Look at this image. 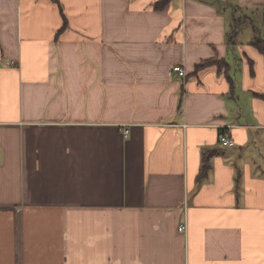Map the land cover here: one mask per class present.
Listing matches in <instances>:
<instances>
[{
	"label": "crops",
	"instance_id": "obj_1",
	"mask_svg": "<svg viewBox=\"0 0 264 264\" xmlns=\"http://www.w3.org/2000/svg\"><path fill=\"white\" fill-rule=\"evenodd\" d=\"M160 2L0 0V264H264V0Z\"/></svg>",
	"mask_w": 264,
	"mask_h": 264
},
{
	"label": "trees",
	"instance_id": "obj_2",
	"mask_svg": "<svg viewBox=\"0 0 264 264\" xmlns=\"http://www.w3.org/2000/svg\"><path fill=\"white\" fill-rule=\"evenodd\" d=\"M170 0H162V2H160V6L159 7H162L164 6L167 2H169ZM242 21H240V18L239 19H235V29H237L239 26H240V23ZM244 22V21H243ZM234 32H236V30H234ZM253 45L264 55V39H260V38H257ZM216 154V151H212L211 153H209L207 156H206V159H205V163H204V166H203V169H202V173H201V176H200V179H202L207 171L209 170V160L212 156H214Z\"/></svg>",
	"mask_w": 264,
	"mask_h": 264
},
{
	"label": "built area",
	"instance_id": "obj_3",
	"mask_svg": "<svg viewBox=\"0 0 264 264\" xmlns=\"http://www.w3.org/2000/svg\"><path fill=\"white\" fill-rule=\"evenodd\" d=\"M173 70H174L175 72H178V74H179L180 76H185V75H186V72H185L184 69H183L182 67H180V66H176V67H174ZM124 134H125L124 136L127 137L128 134H129V130H125V131H124ZM220 142H221V144H222L223 146L232 147V146L235 145L234 141L231 139L230 134H229L228 132H222V133L220 134ZM179 230H180L181 232H186V231H187V226H186V224L181 225V226L179 227Z\"/></svg>",
	"mask_w": 264,
	"mask_h": 264
}]
</instances>
